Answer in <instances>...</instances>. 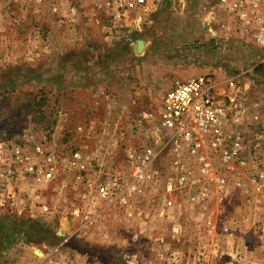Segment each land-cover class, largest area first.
I'll return each instance as SVG.
<instances>
[{"label": "rangeland", "instance_id": "obj_1", "mask_svg": "<svg viewBox=\"0 0 264 264\" xmlns=\"http://www.w3.org/2000/svg\"><path fill=\"white\" fill-rule=\"evenodd\" d=\"M96 1H91L90 7L93 9ZM43 5L36 0H0V130L2 133L9 132L19 145L24 146L34 162L37 160L33 155L34 144L43 141L49 149L55 150L62 174L58 182L53 183L39 179L36 173H23L25 166L17 164L13 178L1 180L0 186L4 189L0 188V202L7 194L11 198L8 205L2 206L0 203V264H75L66 245L75 247L84 257L90 258L86 260L88 264L113 263L118 256L130 254L137 247L150 248L154 236L168 233L163 229L166 221L180 228L193 223V220L189 217L190 213H187L190 212L187 207L186 213H183L185 207L181 209L180 216L177 213L158 211L160 216H155V213L148 218L137 219L146 227L157 222L162 230L159 227L156 229V225L151 231H145L142 227L134 235L132 224L135 220L122 209L113 208L109 215L100 220L99 228L86 226L71 215V206L81 202L80 192L76 189L84 185L74 183L65 166L75 126L85 122L80 118L85 114L84 100L87 92L83 89H70L67 85L58 88V82L46 81L68 78L64 73L60 74L58 68H48V63L56 58L45 50L48 41H44L47 38H44L43 31L48 27L47 24L55 23L64 32L61 35L67 36L68 28L76 26L60 23L58 16L51 12V6ZM148 5L145 20L137 31L129 28L112 30L110 38L102 28L103 24L95 22L90 25L86 24L88 20H79V23L82 20L80 25L83 29L79 33L83 37L88 33L90 39L78 41L73 48L90 50L94 47L93 50L97 52H101V48L109 49L101 60L103 65L108 66V69L112 66L120 68L118 72L112 69L116 73L110 74L118 75L124 82L127 77L139 86V94L134 97L128 95L130 100L122 104L119 111L115 109L116 106L110 108L111 118L134 111L157 112L165 92L176 80L205 73L213 76L223 74L226 79L235 71H243L251 82L247 100L250 110L264 113V49L248 45L239 37L227 14L219 10L216 0H149ZM100 32L102 41H95L94 36ZM140 38L144 39L145 45L137 54L136 40ZM124 50L126 52L121 53ZM77 60L79 63L81 61L80 64L85 62L84 56ZM62 64L75 65V58L67 57ZM98 65L96 63L95 66ZM124 67L130 70L124 71ZM51 76H54L53 79ZM108 95L114 100L121 99L119 92L114 89L109 90ZM133 100L136 103H131ZM105 111L104 108L103 115H98L100 109L91 113L89 122L96 129L104 123L105 119L101 122L98 120L101 116L105 118ZM246 138L251 145L249 155L260 162L261 158L258 157L262 156L261 151L264 149L262 123L253 122L247 127ZM233 187L238 189L229 185L228 190L233 192ZM238 191L242 197L249 193L251 196L253 192L262 193L264 181L247 183ZM263 222L264 219L260 218L254 225L260 229ZM133 238L143 240V246L128 247L127 243ZM260 238L259 235L252 236L255 242ZM122 239H126V243L118 247L117 242ZM101 242H104L103 246L105 242L112 244L104 248L99 246L103 244ZM192 242H196L197 247L193 245L191 251H188L191 261L193 264H204L203 257L208 254H203L204 249L198 245V238ZM56 246L62 248L55 252L53 248ZM37 248L44 251V256H52L51 261L46 258V263L39 259L33 263L37 256H42L34 252ZM258 256L264 259V251Z\"/></svg>", "mask_w": 264, "mask_h": 264}, {"label": "built area", "instance_id": "obj_2", "mask_svg": "<svg viewBox=\"0 0 264 264\" xmlns=\"http://www.w3.org/2000/svg\"><path fill=\"white\" fill-rule=\"evenodd\" d=\"M148 2L97 0L93 11L81 1L68 2L63 9L59 0H52L50 6L60 23L75 26L80 19H91L103 24L110 38L112 30L139 29ZM216 3L244 42L264 49V0ZM226 82L227 87L221 89L213 75H196L174 82L157 112L117 115L92 131L88 130L91 126L77 124L65 170L74 183L84 186L76 189L81 202L71 206V215L86 226L99 228L100 220L113 208L122 209L130 218L181 211L197 202L208 209L212 195L226 193L229 185L239 189L264 181V149L258 157L260 162H256L249 155L251 145L246 138L247 127L253 122H261L264 127V113L250 110L247 100L251 82L243 71L233 72ZM86 129L88 135L82 138H90L94 144L89 149L80 145L81 137L75 139ZM1 134L0 183L13 178L20 164L25 166L23 173L58 182L62 173L55 150L41 140L35 142L34 162L9 132L0 130ZM9 195L0 202L2 206L8 205ZM218 220L223 231L229 233L230 219L219 216ZM207 226L209 235L215 228L213 217H208Z\"/></svg>", "mask_w": 264, "mask_h": 264}, {"label": "crops", "instance_id": "obj_3", "mask_svg": "<svg viewBox=\"0 0 264 264\" xmlns=\"http://www.w3.org/2000/svg\"><path fill=\"white\" fill-rule=\"evenodd\" d=\"M62 3L64 9L67 8L68 2L66 0H59ZM92 0H83L86 3L88 8L92 5ZM52 0H44L43 6H50ZM39 3V2H38ZM90 11H93V8H89ZM84 20L86 18H83ZM82 21V20H81ZM80 21L79 26L75 25V28H68L67 36H62L64 32L58 29V24L51 23L47 24L48 27L43 31L44 41H48L46 51L48 54L52 53L55 56V60H52L48 63V68H58L60 74L64 73L65 76L68 78L66 80H46L47 82L53 81L54 83L58 82L57 87L63 88L69 86L70 89L74 90H86L87 95L85 96L84 100V111L85 114L83 116L85 127H92L88 128L89 131H92L94 125H91L89 120L91 117V113L95 109H100L101 112L98 115L104 114V108L106 112L105 118L101 116L98 121L111 120V112L109 111L112 106H116L119 109L122 108L121 105L125 104L127 101L130 100L128 95L135 96L139 94V86L137 83L133 81H129L127 77L121 80L118 78V75H111L115 70L118 72L119 67L112 66V68L108 69V66L105 67L101 60H103L106 56L104 53H108L109 49L101 48V52H97L93 48L90 50H83L79 47L73 48V46L77 45L78 41H84L85 38H88V33L83 37L79 30L83 32L82 29V22ZM90 25L95 24L93 20H89L88 22ZM78 27V28H77ZM100 30V26L98 27ZM137 31L138 29H132ZM231 30V28H230ZM232 31V30H231ZM105 36V34H103ZM102 32L98 35L94 36V40L102 41ZM90 39V38H88ZM136 50L135 52L139 54L144 45V39L140 38L136 40ZM94 46V45H93ZM99 50V49H97ZM108 51V52H107ZM126 52L124 50L121 53ZM103 53V54H101ZM120 53V54H121ZM40 54H44V52H40ZM46 55H44L45 58ZM85 58L84 64H80L77 58ZM67 57H74L75 58V65L67 64L63 65L64 59ZM103 57V58H102ZM44 58H40L43 60ZM102 58V59H99ZM96 63H99L98 66H95ZM108 69V70H107ZM114 71H113V70ZM128 67H124V71H129ZM116 73V72H114ZM233 73V72H232ZM206 74V73H205ZM216 74V73H215ZM200 75V74H198ZM196 76V75H195ZM220 84L221 88L227 87L226 79L223 77V74H219L218 76H214ZM189 79V78H187ZM187 79H179L176 81H184ZM174 81V82H176ZM174 84V83H173ZM67 85V86H66ZM117 90L121 96V99H113L111 96L108 95L109 90ZM116 98V97H115ZM110 112V113H108ZM96 120V119H94ZM97 127V126H96ZM101 127V126H100ZM87 134V129L84 131L80 136L77 135L76 137L85 136ZM88 135V134H87ZM81 146L83 148L86 146L87 149L92 148L94 146L93 140L90 138H82ZM85 149V150H87ZM233 186V185H232ZM233 187V192L227 189L226 193H214L212 198H210L209 208L203 209L200 202L197 203H190L188 206H185V210L183 213H186V209L189 208L190 213L189 217L193 220V223L186 225L185 227H180L179 229L172 225V223L165 222L164 230L168 231L164 232L163 235L153 237V245L150 248H143L140 249L137 247L138 245L141 247L143 240H136L133 238L129 243L133 247H137L138 249H133L130 254H123L117 257V261L113 262L115 264H190L194 263L190 259V254L188 251H191L193 245L197 247V244H194L192 241L196 238L199 239L198 245L200 248L204 249L203 254L207 253L208 255L203 257L205 259L204 264H262L264 263L263 257H259L262 251H264V224L262 228L258 229L259 227L254 225L257 219L263 218L264 219V191L262 193H254L250 195L247 194L245 196H241V192L238 191L239 189ZM240 192V193H237ZM256 194V195H255ZM224 195V196H223ZM241 197V198H240ZM187 207V208H186ZM113 210V209H112ZM111 210H107L105 217L109 215ZM188 211V209H187ZM172 214L179 213L180 211H168ZM155 216L159 215V213L155 212ZM182 213V214H183ZM153 214V213H152ZM154 215V214H153ZM160 216V215H159ZM180 216V215H179ZM211 216L215 219V228L213 231L207 235L208 226H207V219ZM222 217L225 219H230L229 222L230 232L226 233L223 231V226L219 222L218 217ZM126 217V216H125ZM135 220L133 222V230L134 235L136 231H140L142 227L144 230L152 229L156 225V229L160 226L157 222H153L151 227H146V224L139 223L137 218H131ZM153 221V220H151ZM190 222V221H189ZM149 223V222H148ZM264 223V222H263ZM151 224V223H149ZM138 225V226H137ZM137 226V227H136ZM161 229V227H159ZM162 230V229H161ZM261 237L257 242L252 240V236ZM185 237V239H184ZM189 241V243L185 244V242ZM103 244H99V246L108 248L112 243L101 242ZM126 243V239L119 240L117 242L118 247L122 246ZM109 244V245H108ZM63 247L64 244H61ZM61 246H56L54 249L59 250L62 248ZM69 247V255L73 257L75 264H88L86 260H90L88 257H84L81 252H78L75 247ZM114 247V246H112ZM125 248V247H124ZM154 250V251H153ZM157 252H156V251ZM37 254H42V256H37L36 260L33 263H37V259L40 260L42 263H46L51 261L52 256H44L45 253L43 250L37 248L34 250ZM56 252V251H55ZM189 257H188V256ZM63 256V254H62ZM42 257V259H41ZM48 261H47V259ZM70 258V257H69ZM85 259V260H84ZM73 262L72 259H69ZM110 262H103L102 264H113ZM91 264V263H90ZM96 264V263H95Z\"/></svg>", "mask_w": 264, "mask_h": 264}]
</instances>
